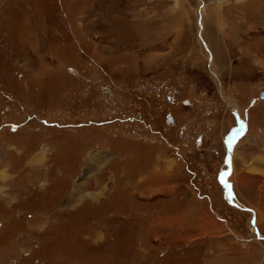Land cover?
<instances>
[{"label": "rangeland", "instance_id": "rangeland-1", "mask_svg": "<svg viewBox=\"0 0 264 264\" xmlns=\"http://www.w3.org/2000/svg\"><path fill=\"white\" fill-rule=\"evenodd\" d=\"M261 91L264 0H0V264H264Z\"/></svg>", "mask_w": 264, "mask_h": 264}, {"label": "crops", "instance_id": "crops-1", "mask_svg": "<svg viewBox=\"0 0 264 264\" xmlns=\"http://www.w3.org/2000/svg\"><path fill=\"white\" fill-rule=\"evenodd\" d=\"M200 155L201 158L198 155V172H200L201 167L204 165V162L215 161L212 153L202 152L200 153ZM218 167H220V165H218L217 168ZM250 171L251 170H241V174L240 172H238L236 176H238L239 180L242 181V183L243 181L246 182L247 185L248 182L252 180L250 177L256 176L252 175ZM196 190L200 194L206 193L208 197H206L205 195L199 197L195 195L192 196V198L188 197L190 198V201L186 202L184 209L182 208L178 211H171L168 209L164 211L160 219L163 221L165 227L168 226V232L176 233L186 231V233H188V240H193L195 244H199L207 239L209 241L215 240L217 243H219V238L221 237V235H224V237L230 238L233 241L234 235L231 233V227L229 226V230L226 229V226L228 228L227 217H223L224 213H221L219 211V208L216 206L217 201L215 195L213 194L214 189L213 187H211V184H202L201 186H198ZM233 191L235 192L234 189ZM209 203L212 211L208 209ZM219 228L223 233L220 231L213 232V230H217ZM217 233H220L221 235ZM213 255L214 254L212 253L211 256Z\"/></svg>", "mask_w": 264, "mask_h": 264}, {"label": "water", "instance_id": "water-1", "mask_svg": "<svg viewBox=\"0 0 264 264\" xmlns=\"http://www.w3.org/2000/svg\"><path fill=\"white\" fill-rule=\"evenodd\" d=\"M260 96H261V97H264V91H261V92H260ZM168 118L171 120V117H168ZM236 118H237V115H236ZM237 119H238V118H237ZM238 123H239L240 125H239L237 131L235 132V135H233L234 138H235L237 135H240V134L246 129V126L243 125V124H241V122L239 121V119H238ZM232 140H233V139L230 138V139L228 140V144L226 143V151H227V155H229V151H231V143H232ZM227 164H228L229 166H231L230 161H228Z\"/></svg>", "mask_w": 264, "mask_h": 264}, {"label": "bare ground", "instance_id": "bare-ground-1", "mask_svg": "<svg viewBox=\"0 0 264 264\" xmlns=\"http://www.w3.org/2000/svg\"><path fill=\"white\" fill-rule=\"evenodd\" d=\"M216 73H217V72H216ZM217 76H218V75H217ZM227 101H228L229 104L232 106V108L234 109V111H237V110H236L237 108L235 107L234 104L231 103V100L227 98Z\"/></svg>", "mask_w": 264, "mask_h": 264}, {"label": "flooded vegetation", "instance_id": "flooded-vegetation-1", "mask_svg": "<svg viewBox=\"0 0 264 264\" xmlns=\"http://www.w3.org/2000/svg\"><path fill=\"white\" fill-rule=\"evenodd\" d=\"M198 146H199V145H198ZM223 164L228 165V164H226V163L224 162V158H223Z\"/></svg>", "mask_w": 264, "mask_h": 264}]
</instances>
